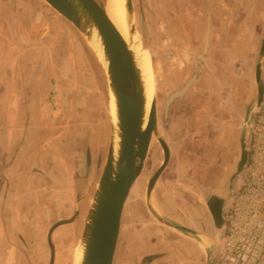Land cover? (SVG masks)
<instances>
[{"label": "rangeland", "instance_id": "rangeland-1", "mask_svg": "<svg viewBox=\"0 0 264 264\" xmlns=\"http://www.w3.org/2000/svg\"><path fill=\"white\" fill-rule=\"evenodd\" d=\"M133 1L141 35V16H145L148 30L142 37V45L150 55L156 72V88L158 81L160 84L167 78L175 87L182 85L196 72L200 57L208 61L203 69L206 71L216 57L230 55L234 62L232 72L236 76H248L249 79L254 76L256 64L263 63L260 45L264 28L261 16L264 0ZM10 2L0 0V198L4 197L1 172L11 160V139L19 136L20 131L24 136L30 132L33 134L34 129L35 135L29 137L30 149L36 151L32 162L40 152L43 164L38 165L48 176L44 178L36 173L30 177L31 168L21 171V161L17 159L19 161H15L10 168L14 174L9 178L12 183H20L14 202L23 208L33 199L25 187L26 183L32 178V183L38 184L36 207H26L31 211L30 217L27 220L25 216L19 218L18 214L16 217L20 226L28 227L34 235L39 232L41 248L49 254L45 241L48 223L45 219L52 212L53 200L68 204V160L71 159L73 167L81 173L73 178L74 186L78 181L89 186L85 197V217L99 180L110 139L108 85L103 67L89 44L46 2L16 0V15L20 16L14 26V35L5 20L8 16L9 24L13 27L11 15H7L11 12ZM209 15L212 16V35L208 53L203 55ZM263 111L258 118L253 155ZM33 117H36L34 128ZM101 133L104 140L99 137ZM82 151L83 168L77 162ZM150 156L146 168L150 167ZM85 217L77 224L59 229L55 242L58 249L56 264H72ZM137 227L127 234L130 239L132 235L133 242L137 238L136 230H143L142 223ZM68 232L71 236L69 241ZM128 237L122 239V252ZM38 256L36 250L29 257V262L35 263Z\"/></svg>", "mask_w": 264, "mask_h": 264}, {"label": "flooded vegetation", "instance_id": "flooded-vegetation-1", "mask_svg": "<svg viewBox=\"0 0 264 264\" xmlns=\"http://www.w3.org/2000/svg\"><path fill=\"white\" fill-rule=\"evenodd\" d=\"M141 17L146 30L145 16ZM214 61L204 71L208 61L198 58L199 68L196 64V72L177 87L168 78L158 81L160 127L169 142L170 157L165 164L162 147L153 142L150 167L145 168L123 212L119 246L130 229L142 223L143 230H136L135 244L132 235L124 243L121 264H208L207 248L214 246L223 222L226 234L231 210L244 189L264 108V60L260 83L256 79L258 64L249 79L232 72L230 55ZM260 95L263 102L249 137L248 111L257 105ZM99 137L104 140L103 133ZM245 151V168H241ZM77 162L83 168V151ZM162 167L146 202L148 183ZM78 174L68 160V215L61 219H68V227L81 222L86 212L89 186L80 181L74 186ZM70 238L68 232V241Z\"/></svg>", "mask_w": 264, "mask_h": 264}, {"label": "water", "instance_id": "water-1", "mask_svg": "<svg viewBox=\"0 0 264 264\" xmlns=\"http://www.w3.org/2000/svg\"><path fill=\"white\" fill-rule=\"evenodd\" d=\"M10 1L11 12L14 14L18 13L16 0ZM42 1L46 2L57 13L58 17L68 21L83 36L101 63L108 85L110 139L103 168L86 213L80 238L75 247L81 253L82 259L79 263L75 259L73 264H121L123 252L122 247L119 246V240L123 212L137 182L142 179L144 170L149 162L153 141L162 147L165 154V164H167L170 157L169 142L162 135L160 127L157 90L154 92L148 109L146 86L137 49L139 47L142 49L143 47L142 37L145 33V23H142L141 35L138 30L133 0H125L126 37L120 33L108 16L102 0ZM262 6L261 16L264 19V2ZM9 14L7 13V15ZM207 21L203 55H207L210 47L212 35L211 15L208 16ZM6 23L14 35L15 27H10L8 21ZM137 37H139L138 40ZM100 48L103 55L100 52ZM263 58L264 28L261 32L260 45V59ZM200 65L201 62H198V68ZM261 69L259 62L256 72L258 83H260ZM111 96L115 98L116 120H113L110 111ZM262 102L263 96L260 95L257 105L248 111L249 118L246 124L249 137L254 128L255 118ZM35 120L36 117H33V128ZM32 131L33 134L30 132L27 136H24L23 132L20 131L19 136H15L16 138H12L10 142L9 158L11 160L6 163L1 172L4 178L2 188L4 197L0 198V229L4 231L10 243L12 238L18 236L21 231H26L34 237L33 243L39 256L35 259V263L29 262V264H56L58 257V249L55 244L56 235L62 226H68V219L61 220L68 210V204L53 200L52 212L50 211L47 219L44 218L45 222L48 223L47 231H45V241L49 254L45 253L41 248L42 240H38L40 236L38 230V234H35L37 236L36 239L35 235L28 230V227L20 226L16 217L17 214L20 215L19 218L25 216L26 220L30 217L31 211L27 210L26 207L31 208L33 205L36 207L38 196L36 186L38 184L36 182L32 183L33 180L30 178L25 187L31 192L33 199L24 208L17 206L14 202V196L19 192L20 183H12V179L9 178L10 175L14 174L10 168L13 167L15 161L20 159L21 171L24 168H31L30 177L36 173L44 176V178L48 176L42 166L38 165L43 164L40 152L32 162V156L36 153L29 146V137L35 135L36 132L34 129ZM246 158L247 152L245 151V162L244 166L241 165V168H245ZM162 171L163 167L149 181L146 202L152 197ZM19 180H22V178ZM46 200L47 202L49 201L48 198ZM35 212L37 213L36 209ZM225 229L226 222H223L216 231L214 246L207 248L208 264H216L222 253Z\"/></svg>", "mask_w": 264, "mask_h": 264}, {"label": "built area", "instance_id": "built-area-1", "mask_svg": "<svg viewBox=\"0 0 264 264\" xmlns=\"http://www.w3.org/2000/svg\"><path fill=\"white\" fill-rule=\"evenodd\" d=\"M244 189L227 223L216 264H264V111Z\"/></svg>", "mask_w": 264, "mask_h": 264}, {"label": "bare ground", "instance_id": "bare-ground-1", "mask_svg": "<svg viewBox=\"0 0 264 264\" xmlns=\"http://www.w3.org/2000/svg\"><path fill=\"white\" fill-rule=\"evenodd\" d=\"M104 3V1H103ZM105 7H106V11L108 16L110 17V19L112 20V22L114 23V25L117 27V29L120 31V33L122 35H124L125 37L127 36V21H126V1L125 0H106V2L104 3ZM30 17V15H29ZM28 20V17H27ZM25 19L24 22L27 21ZM22 22V24L24 23ZM139 37H137L138 40ZM139 51V56H140V60H141V71L143 74V78H144V82H145V86H146V93H147V97H148V109L151 105L152 99H153V95L155 90H157L156 88V80H155V73H154V69H153V64L151 61V57L148 54V52L145 50L144 47H142V49L139 47L137 48ZM100 52L102 54L101 48H100ZM103 55V54H102ZM106 79V77H105ZM111 105H110V111H111V115L113 120H116V106H115V98L114 96H111ZM155 142V141H153ZM59 217V215H58ZM207 245V243H206ZM203 247V251L206 252V246L202 245ZM75 259H77V262L79 263L80 260L82 259V255L80 252H78V250H74V256H73V261L72 264L74 263ZM77 263V264H78Z\"/></svg>", "mask_w": 264, "mask_h": 264}, {"label": "crops", "instance_id": "crops-1", "mask_svg": "<svg viewBox=\"0 0 264 264\" xmlns=\"http://www.w3.org/2000/svg\"><path fill=\"white\" fill-rule=\"evenodd\" d=\"M9 15H11V18L13 19L12 26L16 27V25L14 24L16 23V21H18L17 15L12 12ZM6 21H8L9 23L8 16ZM60 181L63 182L61 179ZM66 215H68V210L66 211ZM32 239L33 237L29 235V233H27L26 231H21L18 236H14L12 238L13 242L11 241L10 243L4 231L0 229V262H2L1 264H29V257L33 256L36 251Z\"/></svg>", "mask_w": 264, "mask_h": 264}]
</instances>
